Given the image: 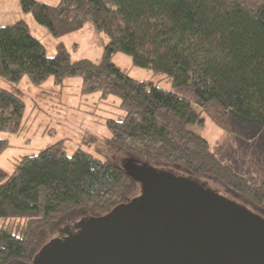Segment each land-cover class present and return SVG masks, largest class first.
Returning <instances> with one entry per match:
<instances>
[{"label": "trees", "instance_id": "obj_1", "mask_svg": "<svg viewBox=\"0 0 264 264\" xmlns=\"http://www.w3.org/2000/svg\"><path fill=\"white\" fill-rule=\"evenodd\" d=\"M20 11L54 38L91 22L106 37L94 60H71L56 42L52 56L16 20L0 24V78L26 76L34 86L54 78H81V92L119 98L123 115L105 121L111 145L132 160L174 164L190 175L220 181L264 210V180L236 173L189 125H202V110L264 126V0H16ZM117 53L173 87L186 86L195 105L149 80L131 78L113 62ZM23 100L0 87V132L16 133ZM7 140L0 138V153ZM11 173L0 168V264L31 263L42 230L64 215L87 209L104 216L124 198L131 177L109 160L57 141L22 157Z\"/></svg>", "mask_w": 264, "mask_h": 264}, {"label": "rangeland", "instance_id": "obj_2", "mask_svg": "<svg viewBox=\"0 0 264 264\" xmlns=\"http://www.w3.org/2000/svg\"><path fill=\"white\" fill-rule=\"evenodd\" d=\"M54 6L58 0H39ZM24 20L30 33L35 36L52 56L56 42L64 44L71 60L85 58L94 60L101 54L106 44V37L96 31L91 22L86 23L77 32L54 38L47 29L21 12L16 0H0V24H9L16 20ZM113 62L131 77L142 81L149 80L156 86L186 98L195 105L196 96L186 86L173 87L165 74L153 73L148 69L133 66L128 55L117 53ZM81 78L68 77L55 84L49 76L39 85H32L26 76L17 83L0 78V87L15 92L23 100L24 108L20 119V127L16 133L0 132V138L7 140V147L0 153V168L11 173L14 165L24 156L37 152L40 148L53 142L62 141L65 153L72 154L76 148L89 152L100 160H109L115 165L125 167L130 155L115 149L108 140L110 134L105 121L123 115L116 96L99 97L98 92H81ZM202 125H189L207 141L211 151L224 164H228L237 173L257 177L264 180V126L256 123H241L237 118L221 117L215 107L204 109ZM155 168L172 170L181 176L190 177L206 183L226 200L242 206L264 221V210L253 207L240 194L226 188L220 181L203 176H192L183 167L174 164H150ZM120 202L137 200L140 196L139 185L131 180L128 189ZM116 203V204H118ZM114 204V205H116ZM113 205V206H114ZM95 218L89 210L78 209L64 215L52 227L42 230L39 244L32 249L33 261L44 249L54 243L60 233H74L86 220ZM11 264H25L13 261Z\"/></svg>", "mask_w": 264, "mask_h": 264}, {"label": "water", "instance_id": "obj_3", "mask_svg": "<svg viewBox=\"0 0 264 264\" xmlns=\"http://www.w3.org/2000/svg\"><path fill=\"white\" fill-rule=\"evenodd\" d=\"M122 168L139 198L60 233L30 264H264L258 216L195 178L140 160Z\"/></svg>", "mask_w": 264, "mask_h": 264}]
</instances>
